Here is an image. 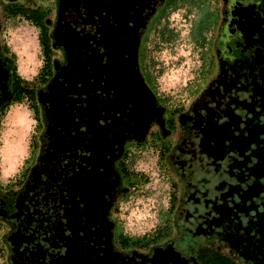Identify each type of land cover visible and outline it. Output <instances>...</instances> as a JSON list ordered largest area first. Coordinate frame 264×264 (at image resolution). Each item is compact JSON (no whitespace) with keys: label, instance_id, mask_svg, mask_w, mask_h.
I'll return each mask as SVG.
<instances>
[{"label":"flooded vegetation","instance_id":"af4514ba","mask_svg":"<svg viewBox=\"0 0 264 264\" xmlns=\"http://www.w3.org/2000/svg\"><path fill=\"white\" fill-rule=\"evenodd\" d=\"M49 3L7 5L37 9L47 44L31 79L28 161L0 182L4 264H264V0ZM179 41L192 43L197 66L176 99L157 89L155 53ZM12 66L1 41L0 106ZM142 152L155 153L172 215L143 245L124 240L145 232H127L119 216L147 179ZM235 164L246 173L233 184L220 174Z\"/></svg>","mask_w":264,"mask_h":264},{"label":"rangeland","instance_id":"374dc122","mask_svg":"<svg viewBox=\"0 0 264 264\" xmlns=\"http://www.w3.org/2000/svg\"><path fill=\"white\" fill-rule=\"evenodd\" d=\"M9 0H0V42L2 41L9 50L13 65L18 73L26 80L35 77L40 69L41 49L38 38V29L26 19L12 17L6 14V6ZM28 5H48L49 0H25ZM213 24L211 17L200 19L194 28V38L200 39L201 35L210 29ZM176 43L171 47L159 48L155 53L159 62V74L157 89L162 95L184 98L186 89L196 72L197 53L190 41L187 45ZM35 120L29 106V101L23 99L18 103H12L0 116V182L5 183L14 180L25 169L30 154L31 142L34 137ZM139 163L136 168L140 169L143 176H147L145 182L136 189L125 203L121 204L120 219L125 230L131 234H142L159 223V213L166 208L168 198V182L162 177L157 167H154V152L140 153ZM228 176L229 183L239 182V176L245 174V170L235 164L232 168L223 167ZM231 176L233 179H231ZM149 177V178H148ZM151 177V178H150ZM210 184H217L215 175L210 176ZM143 179V178H142ZM225 179V178H224ZM214 181V182H213ZM220 200L227 198L229 189L225 188L223 181L218 183ZM239 197V196H238ZM240 198V197H239ZM235 202V200H230ZM252 202L249 199L246 206ZM1 244V241H0ZM4 257L0 249V264H4Z\"/></svg>","mask_w":264,"mask_h":264},{"label":"trees","instance_id":"16d2710c","mask_svg":"<svg viewBox=\"0 0 264 264\" xmlns=\"http://www.w3.org/2000/svg\"><path fill=\"white\" fill-rule=\"evenodd\" d=\"M37 9H30V8H23V7H16V6H6V11L4 15L12 16V17H21L23 19H26L27 21L31 22L35 27H38L40 29V44L46 45L47 40L45 39V29L43 26V16L40 15L39 12H37ZM5 51L9 52L8 47L4 44ZM12 82H11V97L6 102L2 103L0 106V116L1 114L6 110V108L11 105L12 103H18L22 101L23 99H27L29 101V106L31 107L32 112L36 113V111L33 110L35 107V89L34 85L31 86L32 82L34 83V80H26L24 79L17 71L16 66H12ZM34 78V77H33ZM164 154V152H161ZM161 158V157H160ZM174 200V199H173ZM159 225H163V229L159 230L158 234H166L165 227L171 225V219L172 215L160 212L159 213ZM149 232H145L144 234L140 236H134L131 235L132 238L128 237L127 235L124 236V240H131L134 243L139 242L140 244H144L150 241ZM148 234V235H147ZM215 262L212 258L203 259L204 264H215Z\"/></svg>","mask_w":264,"mask_h":264}]
</instances>
